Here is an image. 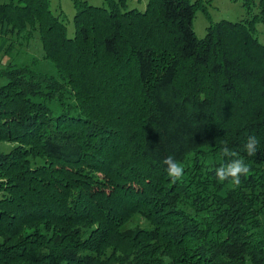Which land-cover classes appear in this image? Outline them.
<instances>
[{
	"label": "trees",
	"instance_id": "obj_1",
	"mask_svg": "<svg viewBox=\"0 0 264 264\" xmlns=\"http://www.w3.org/2000/svg\"><path fill=\"white\" fill-rule=\"evenodd\" d=\"M126 4L72 0L67 35L49 0H0V23L36 31L56 69L0 66V140L14 142L0 151V264H264V205L240 211L250 182L264 197V44L243 19L197 36V0ZM202 146H227L252 172L214 183L206 234L163 164ZM136 212L150 226L122 228Z\"/></svg>",
	"mask_w": 264,
	"mask_h": 264
},
{
	"label": "rangeland",
	"instance_id": "obj_2",
	"mask_svg": "<svg viewBox=\"0 0 264 264\" xmlns=\"http://www.w3.org/2000/svg\"><path fill=\"white\" fill-rule=\"evenodd\" d=\"M16 1V0H11ZM91 4H101L102 0H86ZM145 0H126L127 7L135 6L142 8ZM201 6L194 11L191 19V26L194 33L197 36H202L205 32V26L210 21H216L220 18H226L230 20L243 19L252 27L254 36L264 44V0H197ZM50 8L55 12H60V17L63 18L65 23V30L67 35H71L73 31L72 26V14L74 7L72 0H49ZM205 11L206 13H204ZM5 37L6 41L2 52L0 53V66L5 64H25L32 68L42 71L44 73L56 75V69L49 59L43 56V52L40 46V41L36 31H31L27 26L21 31L12 29L5 23H0V38ZM6 65V66H7ZM4 82V78L0 77V84ZM180 85H183V81H180ZM195 93L197 91L192 90ZM13 141L0 140V151H7L12 145ZM34 160L40 161L38 156L33 157ZM229 157H225L222 151L216 146H202L194 151L190 155L184 156L181 160L177 161L182 164L184 168V174L178 181L183 182L185 187L188 188V192L176 193L174 199L178 206L185 209L190 215V219L193 222V226L197 229L204 228L203 234H206L208 230V220L203 218L206 214H211L214 208L218 207V204L213 199V191L216 189L214 183H222L219 191L223 192L224 188H231L229 181L219 182L215 177V168L221 164H225L229 161ZM249 166V165H248ZM252 173L251 171L248 175ZM247 178V176H246ZM246 186L248 182L244 180ZM256 190L250 195L251 188ZM250 189H246L244 203L242 204L240 211L243 208L257 205H264V197H260V192L253 183H249ZM192 194V197H189ZM182 195L180 198L179 196ZM243 196V194H241ZM259 196V197H257ZM235 197H239V194ZM179 198V199H178ZM189 202H192L191 205ZM253 212H257V208H252ZM239 214H243L239 212ZM193 215H196L193 218ZM257 221L264 226V217L260 214L255 215ZM247 218L248 217H244ZM261 224L258 227H262ZM150 226L149 220L143 217L139 212L134 213L132 217L126 219L123 222L122 228H128L134 230L139 227ZM207 227V229H205ZM216 227L212 228L215 230ZM211 229L208 235L211 236L213 231ZM262 233V232H258ZM263 234V233H262ZM201 236L202 234L199 233ZM214 235V234H213ZM212 238V237H210ZM246 260V256L241 259V263Z\"/></svg>",
	"mask_w": 264,
	"mask_h": 264
},
{
	"label": "clouds",
	"instance_id": "obj_3",
	"mask_svg": "<svg viewBox=\"0 0 264 264\" xmlns=\"http://www.w3.org/2000/svg\"><path fill=\"white\" fill-rule=\"evenodd\" d=\"M259 141L256 136L250 135L247 137L243 145V151L248 157L256 155ZM222 154L229 157V161L221 164L215 168V177L219 182L229 181L232 187H238L241 183V176H245L250 172L248 164L245 162L244 157L240 156L237 152L232 151L227 146L222 149ZM166 166V173L173 181L180 180L184 174L182 164L175 161L172 157H166L163 160Z\"/></svg>",
	"mask_w": 264,
	"mask_h": 264
}]
</instances>
